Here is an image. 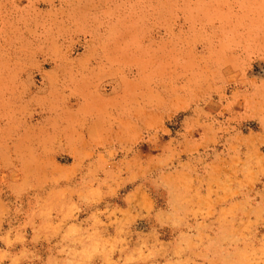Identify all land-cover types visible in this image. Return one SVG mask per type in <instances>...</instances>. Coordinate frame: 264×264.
Segmentation results:
<instances>
[{"label": "rangeland", "instance_id": "374dc122", "mask_svg": "<svg viewBox=\"0 0 264 264\" xmlns=\"http://www.w3.org/2000/svg\"><path fill=\"white\" fill-rule=\"evenodd\" d=\"M0 264H264V0H0Z\"/></svg>", "mask_w": 264, "mask_h": 264}]
</instances>
